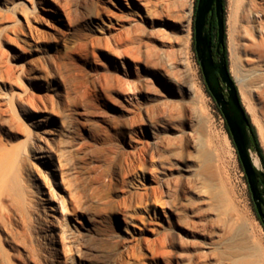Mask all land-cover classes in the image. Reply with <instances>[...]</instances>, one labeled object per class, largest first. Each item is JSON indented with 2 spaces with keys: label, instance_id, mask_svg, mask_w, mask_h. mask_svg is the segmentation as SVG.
<instances>
[{
  "label": "rangeland",
  "instance_id": "obj_1",
  "mask_svg": "<svg viewBox=\"0 0 264 264\" xmlns=\"http://www.w3.org/2000/svg\"><path fill=\"white\" fill-rule=\"evenodd\" d=\"M58 1L0 0V141L30 145L29 130L43 146L45 140H62L63 113L53 100L59 75L72 114L69 139L86 213L95 229H82L74 249L68 212L57 201L60 194L67 201L61 175L50 170L46 154L30 152L23 182L37 203L29 214L16 210L12 223L1 220L0 264H233L237 240L264 264V224L197 58L196 0H104L101 9L97 0H66L70 19L56 44ZM225 1L228 65L236 80L231 5ZM101 32L103 57L93 41ZM236 83L264 149V114L255 97V109H248ZM112 88L131 93V112L119 107ZM19 93L40 106L45 124L24 112ZM149 121L156 138L148 132ZM55 143L51 152L60 156L61 142ZM251 152L260 159L254 147ZM127 153L136 171L131 201L121 189ZM260 165L264 169L261 159ZM125 200L134 213L127 227L120 213Z\"/></svg>",
  "mask_w": 264,
  "mask_h": 264
},
{
  "label": "bare ground",
  "instance_id": "obj_2",
  "mask_svg": "<svg viewBox=\"0 0 264 264\" xmlns=\"http://www.w3.org/2000/svg\"><path fill=\"white\" fill-rule=\"evenodd\" d=\"M60 1L62 6L59 12L57 13L58 14L57 23L59 28L56 29L54 35L52 34V36L55 37L54 39H56V44L59 43V40L63 32L60 29V27H62L67 22V19H70L67 12L68 9L65 8L67 7L66 0H60ZM97 1L100 6V9L103 8V5H105L103 4L104 0H97ZM147 2L148 0L145 1V3ZM230 5H231L230 7L231 12L229 14L228 22L230 25L229 39H230V51L232 57L231 70L235 75L237 82L239 83L243 95V100L246 102L248 109L250 110L255 109L254 105L252 104V98L255 97L257 103L260 105L259 108L264 114V0H230ZM103 11L101 10L100 12ZM188 21L189 19H185L183 22H188ZM102 34L103 33L101 32V34L95 36L93 40L99 57L104 56V51L102 48V42L104 36ZM49 59L53 60L52 57ZM54 80H55V86H54L55 97H53V100L55 98L56 100H58L60 104L59 106L61 107L60 109L62 110L63 113V120L61 126L62 127L61 130L63 131L61 132V134L63 133V136H62V140L59 139L61 136L59 138H56L53 135L58 140H56L54 137L51 138H54L57 142H61L60 143L61 149L60 150L58 149L60 151V156L58 155L55 156L53 155V152H51V149L52 148L55 149V145L58 144L55 143L56 141L55 142L54 140L51 141L50 140L51 138H49L51 142L47 143V140H45L46 145L43 146V144H41L42 142H40L41 140L39 141V139L37 138L38 134L36 132H32L33 130L32 131L29 130L27 136L28 137L27 143L28 144L30 143V145L24 144L20 146L17 145L14 147H8L5 143H3L1 139L0 141V222L1 220L4 219L10 221L11 223L14 222L13 218H15L16 216V210L19 211L20 209L21 213L22 212L24 213L28 211L29 208H32L33 204L35 205V203H37V202L34 203L33 200L35 196V194L33 196L34 190L33 191H31L32 189L29 190L30 189L28 188L29 185L27 183H26L27 186L26 184H24L23 180H27V179H24L25 176L23 175L25 171L29 167H31L30 165L29 167H27L28 166L27 160L30 159L33 155V153H31L32 155L31 157H29L30 152H35L36 154H42V155L46 154V158H48L50 162V168H51L50 170L59 172L61 175L60 177L62 178L60 179V181L64 186L67 195L66 196L67 201L65 202V199L61 197V195L63 194H60V196L58 195L57 201L60 206L59 208L62 211L66 209L65 210L66 216L68 212L67 220L69 224L67 223L68 224L67 237L69 238V241L73 243L74 249H76V247L78 246L79 234L81 230L84 229L85 232L91 233L95 229L94 227L95 225L92 222V218L86 213L87 206L85 204H87V202L85 203V198H84L85 195L81 189V185H80L81 181H79L78 172H77L78 170H76L77 166H76V161H75L76 158L74 153L75 148L72 143V140L69 139V137L71 136L69 133L71 129L70 119L72 114L67 104L68 100L66 103L65 101L66 98H64V91H65L64 82H63L64 80H62V78L59 75H56ZM110 80H111V75L108 77L107 81L109 82ZM110 91L112 92V95L115 97L112 98L115 99L119 107L125 111L131 112L132 108H130L128 104L129 101L128 98L131 97V93H126L119 88H112L110 89ZM20 95L19 97L16 96V99L18 104H20L21 107L23 106L24 112L28 113V115H31L32 118L36 121L35 123L39 125L45 124L44 119L42 117H39L37 114L38 112L41 111L40 106L32 101V97H30L31 100L26 102L25 101L26 99L23 98L22 95H21L22 97H20ZM54 103H56V101ZM149 122H148V132L150 135H152L153 138H156L157 129L153 125L154 122L153 123H151L152 121L150 123ZM37 132L39 133V131ZM132 138H133L132 134L130 133L128 139L132 140ZM136 148L138 149V147ZM133 150L135 152V149ZM128 153L127 156H125L126 158L124 157L126 160V164L124 165L123 175L121 176V189L125 199L131 201L135 196L137 190L136 183L133 179L136 171L135 168L133 167V164H131L132 161L130 162L129 160L131 158L129 157L130 154ZM251 157L256 169L258 170L262 169L260 165L259 157L254 156L252 152H251ZM183 168L185 171H188L187 167H183ZM55 195L56 194L54 193V196ZM35 201L37 200L35 199ZM125 203L126 200L124 202V205L120 207V213L122 215V221L126 224L127 227L131 220L130 218L134 213L131 210L132 208L130 204H125ZM33 209L36 210V206L35 208L33 207ZM33 209L31 210L33 211ZM1 210L2 211L8 210V214L2 212ZM39 210L36 211L39 212ZM30 218L33 219V217ZM26 220L27 219H25V221ZM124 239L126 240V237H123V240ZM227 240L229 241V243L233 241L232 235H229V237H227ZM234 250L235 253L233 254V264L258 263L259 254L254 251L245 252L244 243L242 241L240 240L235 241ZM59 264H61L60 260H59Z\"/></svg>",
  "mask_w": 264,
  "mask_h": 264
},
{
  "label": "water",
  "instance_id": "obj_3",
  "mask_svg": "<svg viewBox=\"0 0 264 264\" xmlns=\"http://www.w3.org/2000/svg\"><path fill=\"white\" fill-rule=\"evenodd\" d=\"M222 1L223 0H199L195 19V38L198 48L199 45L202 44L209 50L211 49L210 40L205 36L204 29L207 20V15L212 10L213 4L215 2L217 5L219 41L220 43H225L226 19L224 15V7ZM200 59L203 63V67L206 73V64L210 67L214 65L211 52L208 60H204L202 58ZM221 73L223 75V80L227 83L228 87L230 88V98L236 107L235 115L226 114L229 129L237 146L239 157L248 179L252 198L255 202L258 214L264 224V212L262 210L264 198L261 194L259 184L260 180L264 182V169L258 170L253 164L251 157V149L253 147V142L247 131V126L250 125V121L246 115L247 112L242 103L236 80L231 74L229 65L226 62H222L221 64ZM212 94L218 104H222L225 102V96L223 92L213 91Z\"/></svg>",
  "mask_w": 264,
  "mask_h": 264
},
{
  "label": "flooded vegetation",
  "instance_id": "obj_4",
  "mask_svg": "<svg viewBox=\"0 0 264 264\" xmlns=\"http://www.w3.org/2000/svg\"><path fill=\"white\" fill-rule=\"evenodd\" d=\"M222 2H223V7H224V15L226 19V13H225V2L226 1L223 0ZM198 3H199V0H196V12H197ZM196 12H195V19H196ZM194 28H195V23H194ZM204 34L210 40L211 49L209 50L208 48L204 47V45L202 44L199 45V48H198L197 43H196V38H195L194 43H195V50H196L197 58H198V61L201 67V71L204 77L205 84L208 90L210 91V93L212 94L213 91L224 93L225 102L222 104L217 103V105L219 109L221 110L222 115L224 116V119L229 128L226 114L235 115L236 107L230 98V88L228 87L227 83L223 80V75L221 73L222 62H226L228 64V54H227V49H226V36H225V43H222V42L220 43L219 41V27H218L216 2L213 4L212 10L207 15ZM194 37H195V30H194ZM210 52H211L214 65L210 67L206 64V67H205L206 73H207L206 74L204 67H203V63L201 62L200 58L204 60H208L210 57ZM247 131L253 142L250 125L247 126ZM253 146H254V142H253ZM259 184H260V188L264 189V182L260 180ZM262 210L264 212V204L262 205Z\"/></svg>",
  "mask_w": 264,
  "mask_h": 264
},
{
  "label": "trees",
  "instance_id": "obj_5",
  "mask_svg": "<svg viewBox=\"0 0 264 264\" xmlns=\"http://www.w3.org/2000/svg\"><path fill=\"white\" fill-rule=\"evenodd\" d=\"M209 91V90H208ZM210 92V91H209ZM211 94V93H210ZM212 95V94H211ZM213 96V95H212ZM220 110V109H219ZM220 112H221V110H220ZM222 113V112H221ZM247 115V117H248V119H249V121H250V118H249V115L248 114H246ZM227 130L229 131V128H228V126H227ZM250 130H251V135H252V138H253V142H254V148H255V150L257 151V153L259 154V156H260V159H261V162H262V165H263V167H264V149H263V147H262V145H261V143H260V140H259V137H258V134H257V130H256V128H255V126L254 125H252V123H251V121H250ZM229 133H230V131H229ZM260 191H261V194H262V196H263V198H264V189L262 188H260Z\"/></svg>",
  "mask_w": 264,
  "mask_h": 264
}]
</instances>
